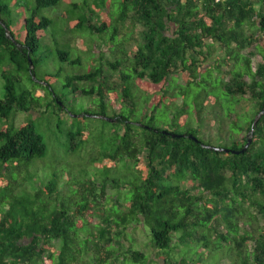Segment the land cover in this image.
I'll return each instance as SVG.
<instances>
[{
	"label": "trees",
	"instance_id": "16d2710c",
	"mask_svg": "<svg viewBox=\"0 0 264 264\" xmlns=\"http://www.w3.org/2000/svg\"><path fill=\"white\" fill-rule=\"evenodd\" d=\"M52 57L89 70L44 72ZM0 77V264H150L129 235L138 227L162 264H200L208 253L264 264V0H0ZM59 80L93 98L80 116L109 130L93 159L99 179L61 188L54 174L15 194L11 167L31 178L47 145L31 118H13L68 113ZM212 106L224 144L200 133ZM73 121L68 154L88 143Z\"/></svg>",
	"mask_w": 264,
	"mask_h": 264
},
{
	"label": "rangeland",
	"instance_id": "374dc122",
	"mask_svg": "<svg viewBox=\"0 0 264 264\" xmlns=\"http://www.w3.org/2000/svg\"><path fill=\"white\" fill-rule=\"evenodd\" d=\"M51 10H45L43 12L44 15L49 16V13ZM76 45V44H75ZM66 46L67 48L64 49H70V45H62ZM99 46V45H98ZM135 45H130V48H133ZM55 45L52 47L48 46L43 50V53L48 54L49 51L48 49H53ZM105 51L106 58H111L112 53L109 50V47L103 46L102 47ZM71 50V49H70ZM75 51V49H74ZM75 54H79V51H75ZM222 54L219 49L215 52V55ZM53 57L45 62L42 67L44 72H51L54 69H58L60 66L66 70V73L77 75V74H82L86 73L89 70V65L88 64H81V65H76V66H67V65H62L60 63H55L53 62ZM261 61L260 56H256L252 59L253 63ZM106 69V67H105ZM226 70V69H225ZM110 73V71L108 70ZM62 73V72H61ZM178 83H184V78L182 76H179L177 78ZM3 80L0 77V98L3 97L4 95V89H3ZM63 80H59L57 84H55V93L57 95H64L65 96V101L67 104V107L69 109L68 113L67 112H56L55 108L50 107L48 112L44 114H38V113H32L30 114H24V113H17L15 114L13 118V124L15 126H19L26 122L29 118L35 122L37 126V131L40 133L44 141L47 145V152L45 156L41 159H36L33 160L27 167L26 171L31 173V178L30 176H26L24 180L20 177L22 174H17L18 170L15 167L16 165L14 164L13 167H11L12 174L18 177V182L20 183V186H18L14 193L18 194L20 191L23 190V196L24 192H27L28 194H33L42 183H47V180L50 177H53L54 174L60 177V184L61 188H65L64 182L71 181L73 184H77V182L83 181L86 178H91V179H99L97 174H100L99 169H101L100 162H93V159L97 158L102 150V143L104 139H108L109 135H107V132H109L107 126L106 128L103 127L104 122H102L101 119L99 118H93V117H86L82 118L80 115L83 114V112L87 109L88 103L92 105L91 101L93 98H87L85 96L81 95H76L74 97L71 92H69L68 88L63 89ZM90 86L91 84L88 83ZM84 85L83 87H85ZM247 108V107H246ZM245 108V109H246ZM116 109V105L114 107ZM206 115H203L204 121L200 127V133L201 136L204 139H211L214 144H219L226 143V136L225 134H220V137L222 139H217V125L219 121L222 119L223 115L222 112H220L219 107H214L212 106L207 108L206 110ZM70 112H74L70 113ZM221 113V114H220ZM73 115L75 116H80V118H72ZM73 121V126L72 129L75 130L78 127L83 128L84 130H87L88 133V143L78 152L76 153H66V132L70 129L66 126H70ZM113 121V120H111ZM162 121V119H161ZM168 123L171 124L170 120H168ZM2 124H0L1 126ZM156 125H158L156 123ZM196 126V124H194ZM59 129H57V128ZM107 135L104 137V135ZM105 140V141H106ZM99 159V158H97ZM11 165V164H10ZM129 166V165H128ZM127 166V167H128ZM125 167V168H127ZM131 167V165H130ZM120 171L119 173H122L123 175L125 174L124 167L120 164L119 165ZM114 171V172H113ZM111 172V178H117L118 176V171H115L113 169ZM23 173H26L25 171ZM34 174V175H33ZM131 172L129 173V175ZM109 175V176H110ZM72 184V185H73ZM188 184H185V186ZM117 191L110 187V185H107L106 187V193L108 196H112L116 193ZM110 206V203H108ZM95 221V220H94ZM129 235L135 239L134 243L136 244V248L138 250H141L144 252L148 258L150 264H162L163 259L162 256H157V251L153 250L149 244V232L148 229L146 228V232H143L142 227L138 228H130L129 230ZM149 238H148V236ZM128 244V242L126 241ZM202 249H199V251ZM159 252L162 254L163 251L159 250ZM163 255V254H162ZM228 261L225 258H222V255L220 253L212 254L210 255L209 253L206 254L205 258L200 264H227Z\"/></svg>",
	"mask_w": 264,
	"mask_h": 264
},
{
	"label": "water",
	"instance_id": "95a60500",
	"mask_svg": "<svg viewBox=\"0 0 264 264\" xmlns=\"http://www.w3.org/2000/svg\"><path fill=\"white\" fill-rule=\"evenodd\" d=\"M73 117H77V116L73 115ZM138 125H141V124L138 123ZM172 136H173V137H178V136L175 135V134H172ZM181 136H184V135H181ZM188 137L191 138V139H193L194 141L198 142V140H197L195 137H193L192 135H189ZM250 141H251V140L248 141V143H247L246 146L242 149L241 152H244V150H245V149L247 148V146L249 145ZM202 146H204V144H202ZM208 147H209V148H213V147H210V146H208ZM214 149L217 150V151H223V152H229V151H230V152L235 153V154L238 153V152H236V151H232V150H228V149H223V148H214Z\"/></svg>",
	"mask_w": 264,
	"mask_h": 264
},
{
	"label": "built area",
	"instance_id": "2783aa9c",
	"mask_svg": "<svg viewBox=\"0 0 264 264\" xmlns=\"http://www.w3.org/2000/svg\"><path fill=\"white\" fill-rule=\"evenodd\" d=\"M216 1H219V0H216Z\"/></svg>",
	"mask_w": 264,
	"mask_h": 264
}]
</instances>
